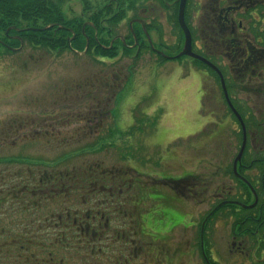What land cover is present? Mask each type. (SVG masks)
Wrapping results in <instances>:
<instances>
[{"label":"flooded vegetation","instance_id":"1","mask_svg":"<svg viewBox=\"0 0 264 264\" xmlns=\"http://www.w3.org/2000/svg\"><path fill=\"white\" fill-rule=\"evenodd\" d=\"M185 3L195 99L194 119L185 132L194 135L185 136L171 159L142 161L137 168L124 156L127 163L91 168V176H59L61 182L75 181L69 186L51 181L75 196L99 188L92 191L98 193L95 214L75 210L72 215L66 209L56 222L77 230L61 235L84 242L89 264H264V0ZM181 8L182 0H127L125 47H137L135 56L148 50L162 57L163 48L172 46V53L181 52L187 39ZM90 23L83 31L91 26L98 37ZM84 75L52 85L61 90L49 96L52 105L70 117L40 121L25 138L48 134L65 142L112 143L113 109L131 77ZM159 174L176 179H156ZM126 218L137 226L126 229ZM121 220L122 230L113 225ZM104 238H124L120 256L96 248ZM29 261L68 264L66 254L54 252L41 259L32 253Z\"/></svg>","mask_w":264,"mask_h":264},{"label":"rangeland","instance_id":"2","mask_svg":"<svg viewBox=\"0 0 264 264\" xmlns=\"http://www.w3.org/2000/svg\"><path fill=\"white\" fill-rule=\"evenodd\" d=\"M106 1L89 0L90 11L96 8L100 11L99 6L103 3L111 4L115 0ZM64 2L67 19L78 17L87 6L85 0ZM111 7L114 9L116 6ZM120 23L117 33L123 35L125 22L122 20ZM172 47L163 48L162 52L171 54L176 48ZM132 56H118L114 63L105 64L98 62L94 55L79 57L70 50L48 53L29 44H26L22 52L0 55V221L7 229L15 231V225H19L20 220L46 216L52 218L53 215L64 214L63 209L67 207L72 212L82 210L84 213L88 211L92 215L95 214L94 199L98 193L92 191L99 189L98 187L92 186L88 193L75 196L73 192L68 193L66 187L54 186L51 181L55 180V185L58 184L61 182L59 176L66 173L91 176V168L106 169L120 162L128 161L132 166L139 168L142 161L157 163L160 159H171L176 146L183 143L185 136L194 135L185 132V128L193 121L195 112V99H191L194 90L189 75L191 72L178 69L182 62L187 66L189 60L186 62L187 58H183L161 61L155 58L156 61H149L150 56L144 54L135 68V73L140 74L131 76L113 109L115 135L110 139L113 146L96 144L92 139L65 142L61 137L48 134L24 137L35 133L36 128L33 126L40 121L52 123L51 120L56 118L55 116L60 119L62 116L64 119L70 117L71 112H61L60 106L52 105L49 97L51 93L55 91V94H61V90H53L52 85L63 84L64 79L69 76L77 78L85 76L84 74L89 76L98 72L124 71L126 64L134 65ZM37 131L44 133L45 130L37 128ZM124 156L127 161L121 159ZM155 178L176 179L165 174H159ZM66 179L67 177L61 184L69 186L75 182ZM8 189V193H11L9 198ZM26 189H29L28 195L33 197H28L27 192L22 194ZM34 189L36 191H33ZM15 197L19 199L16 200ZM34 201H39L42 208L31 207ZM99 207L100 203L97 205V208ZM126 222V229L129 226H137L130 224L128 218ZM62 225V229L69 228L65 224ZM113 225L120 226L121 230L124 228L122 220L121 223ZM54 226L53 224L52 227ZM99 227L97 225L98 230ZM49 231L56 230L50 228ZM47 233V229L41 232L42 235ZM4 240L1 239L0 242ZM123 240L124 238H104L98 241L96 248H103L105 256L118 257ZM78 241L67 239L58 247H47L55 249L63 256L67 254L68 264H89L86 255L90 252L85 249V244ZM41 243L50 245L51 241ZM9 245L14 248L15 242Z\"/></svg>","mask_w":264,"mask_h":264},{"label":"trees","instance_id":"3","mask_svg":"<svg viewBox=\"0 0 264 264\" xmlns=\"http://www.w3.org/2000/svg\"><path fill=\"white\" fill-rule=\"evenodd\" d=\"M112 14L111 7H104L101 11L91 15L90 19L98 29L99 40H97L95 36L96 30L93 27L86 26V29L83 31V18L67 19L64 15L62 0H0V39L17 46L19 42L9 41L8 36L19 34L28 44L34 45L39 49L47 52H63L69 49L67 41L68 37L72 34L69 28H73L76 33V38L72 42L73 48L79 51L84 50L87 43L86 37H88L90 40L88 54L114 58L117 56L118 48L107 49L103 45L109 44L108 38L116 33L114 28L123 19L124 15L122 8L115 15ZM102 21H107L112 30L103 27ZM51 24H56V26L63 25L67 29L59 30L55 26L45 31L18 33L10 30L8 35L6 33L8 28L14 26L18 28H42ZM33 191H36V189ZM8 196L11 197V193H8ZM1 205L2 201H0V209ZM31 207L35 209L42 208L39 201H34ZM39 219L43 220L46 218H33L28 223L16 224L15 231L7 229L2 225L4 223L0 221V240L5 239L3 242H0V264H32L29 261L32 253H37L41 259L50 252L49 247H58L62 244L63 238H59L58 235L50 237L53 239L28 235L30 232H40L43 225L38 221ZM46 240H50L51 244L46 245V243H41ZM11 242H15L14 248L10 247L13 246L9 245ZM38 242L41 244L37 245L36 243ZM41 247L43 248L40 249Z\"/></svg>","mask_w":264,"mask_h":264},{"label":"water","instance_id":"4","mask_svg":"<svg viewBox=\"0 0 264 264\" xmlns=\"http://www.w3.org/2000/svg\"><path fill=\"white\" fill-rule=\"evenodd\" d=\"M184 9H185V0L182 1V8H181V13H180V22L182 27L184 28V30L186 31L187 34V30H186V24L184 21ZM24 46V43H22V47L20 49H22ZM192 51H191V46H190V40L187 34V41H186V45L184 50L179 54V56H183V55H191Z\"/></svg>","mask_w":264,"mask_h":264}]
</instances>
